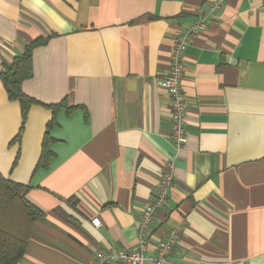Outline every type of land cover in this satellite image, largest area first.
Wrapping results in <instances>:
<instances>
[{
	"label": "crops",
	"instance_id": "0c3cea01",
	"mask_svg": "<svg viewBox=\"0 0 264 264\" xmlns=\"http://www.w3.org/2000/svg\"><path fill=\"white\" fill-rule=\"evenodd\" d=\"M202 20L185 48L177 149L158 79L176 37ZM40 37L22 83L39 103L19 139L21 107L0 76V174L43 211L20 264L135 249L169 163L174 183L147 252L180 227L167 264H264V0H0V73Z\"/></svg>",
	"mask_w": 264,
	"mask_h": 264
},
{
	"label": "built area",
	"instance_id": "2783aa9c",
	"mask_svg": "<svg viewBox=\"0 0 264 264\" xmlns=\"http://www.w3.org/2000/svg\"><path fill=\"white\" fill-rule=\"evenodd\" d=\"M220 7L221 3H216ZM206 27L204 20L198 21L189 26L179 34L173 45L170 67L164 75L158 79V84L167 92L171 98L170 112L172 117L171 138L177 149H180L186 140V115L188 104L183 92L184 78V55L185 48L191 36L198 30ZM171 163L163 171L157 192L152 200L146 203L141 211V218L138 225V239L135 249L126 250L114 246L100 249L95 255L94 264H167L174 251L181 228L170 230L164 237L158 239L154 253H148L150 247L149 239L152 236V224L156 215L163 208L169 198L170 190L174 183V175ZM95 227L101 226V219L94 217L91 220Z\"/></svg>",
	"mask_w": 264,
	"mask_h": 264
},
{
	"label": "trees",
	"instance_id": "16d2710c",
	"mask_svg": "<svg viewBox=\"0 0 264 264\" xmlns=\"http://www.w3.org/2000/svg\"><path fill=\"white\" fill-rule=\"evenodd\" d=\"M48 37H40L25 46L23 52L15 56L11 65L0 73L6 86L8 97L19 102L22 113V126L16 139L21 137L29 110L39 103L22 90L24 80L33 73L32 52L36 46L47 42ZM66 105L65 101L47 105L54 110ZM71 109V108H69ZM45 137L40 165L47 166L51 152ZM23 185L12 182L0 174V264H20L32 232L33 223L43 215V211L27 199Z\"/></svg>",
	"mask_w": 264,
	"mask_h": 264
}]
</instances>
